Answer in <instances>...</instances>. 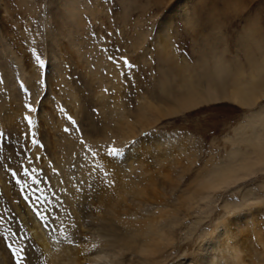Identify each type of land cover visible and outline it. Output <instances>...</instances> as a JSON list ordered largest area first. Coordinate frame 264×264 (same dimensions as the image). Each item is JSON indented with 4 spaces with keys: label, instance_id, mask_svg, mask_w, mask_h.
Listing matches in <instances>:
<instances>
[{
    "label": "rangeland",
    "instance_id": "374dc122",
    "mask_svg": "<svg viewBox=\"0 0 264 264\" xmlns=\"http://www.w3.org/2000/svg\"><path fill=\"white\" fill-rule=\"evenodd\" d=\"M73 11L76 19L71 14ZM185 50L186 55H182ZM36 55L43 60V67L36 61ZM110 56L114 59L110 60ZM124 59L133 67L126 68ZM220 59L232 75H237H233V81L244 87L257 86L259 97L251 106L224 100L184 110L177 115L157 112L158 106L170 110L169 102L158 100L167 77L171 75L169 78L174 80V85L179 86L176 90H180L193 79L192 74L205 71V75H214L213 65ZM3 65L16 82L13 84L15 95L11 97L5 96L8 91L2 86L6 84ZM21 83L27 92L20 88ZM26 103H32L38 111L27 113ZM262 104L264 0H0V108L5 119L8 113L15 117L9 121L10 126L0 125V132L5 133V137L0 138V154L8 158L13 146L19 152L20 145H26L30 147L26 153L28 157L36 153L41 158L29 164L24 154L17 157L23 161V167L37 168L30 177H25L23 171L18 172L15 178L10 175L16 170V160H11L13 167L5 165L11 192L5 191L4 186L3 189L0 187V199L9 205V208L0 206V237H6L7 243L21 249L22 241H18L16 233L13 234L15 240H9L11 229L5 225V220L10 217L5 213H17L15 205L22 209L30 207L28 211L37 226L45 231L37 213L48 218L44 210L50 209L48 199L53 191L57 195L58 188L52 179L55 170L51 171L50 166L57 168L61 165V155L66 153L67 143L73 144L74 155L89 148L87 146H94L92 153H97L98 159L93 157L100 170L91 171L95 180L90 176V181L104 180L103 183L109 184L111 178L108 177L107 166L116 168V162H123L122 166L128 168L131 164L134 169L129 170L127 179L122 182L133 178L139 184L155 181L157 184L159 181V186L169 187L168 201L170 209H174L188 188H194L196 180L204 177L205 172L223 158L222 154L233 150L235 133ZM15 105L20 106L17 115L11 110L16 108ZM108 105L119 109L116 118L107 111ZM25 115H31V132L36 133L35 138L42 147L32 146L29 141L21 139L20 134L28 131L23 119ZM69 115L80 131L73 130L67 120ZM123 116L138 125L137 133L128 139L117 138L112 132L117 128L113 122H120ZM65 127L70 129L69 133L63 131ZM8 131H11V136L7 135ZM110 147L120 151L113 160L108 156ZM126 155L131 159L126 160ZM104 159H109L110 163L106 164ZM69 166L76 167V162L72 160ZM96 173H101V177ZM33 177L40 183H35ZM78 177L77 173L72 179ZM250 182L251 178L244 181ZM26 183L28 188L24 186ZM170 184L178 187L171 188ZM256 192H264V183L244 196L243 202H247L237 212L241 213L242 226L247 229L243 234L246 237L252 234V241L257 240L255 236L263 235L264 241V199L257 198L254 202L249 199ZM235 195L243 197V188ZM151 197L152 201H146L143 207L145 215L157 212L160 206L157 199ZM213 206L219 209V204ZM205 214L197 209L182 218L184 225L173 248H181L182 251L178 257L169 256L160 264L189 261L188 257L195 253L201 241V233L222 218H218V211H212L211 218ZM200 217L202 226L191 232L190 226ZM256 218H259L256 220L259 227L253 225ZM33 233H29L30 238ZM54 236L60 244V235ZM0 252L4 253V259L10 257L11 264H15L3 240H0ZM111 255L112 252H108L107 258L101 262L94 258L95 261L87 259L83 264H111ZM135 257L133 255L129 259Z\"/></svg>",
    "mask_w": 264,
    "mask_h": 264
},
{
    "label": "bare ground",
    "instance_id": "6f19581e",
    "mask_svg": "<svg viewBox=\"0 0 264 264\" xmlns=\"http://www.w3.org/2000/svg\"><path fill=\"white\" fill-rule=\"evenodd\" d=\"M71 14L75 19L77 18L75 11ZM74 22L76 21L74 20ZM66 26L69 27L71 25ZM213 68L215 78L213 74L205 75V71L204 73L200 71L201 74L194 72L195 74H192L194 77H191L193 79L191 80L189 78L191 81L188 82L184 88L181 87L180 90H176V87L178 88L179 86H175L176 84L174 85V80L169 78L171 75L167 77V81H165L166 83L163 85V94L158 100L165 103L169 102L170 110H163L158 106V108H156L157 112L163 115L176 114L184 112V110L196 109L204 105L224 100H231L242 106L249 107L253 104L254 100L259 97L257 86L244 87L238 84L237 81H233V75L235 74H231L230 70L221 59L217 60ZM2 69L4 70L6 84H1L4 86L3 89L8 91L7 93L5 91V96L11 97L15 95L16 91V88L14 89L13 87L15 82L13 81L14 76L5 66ZM35 77L37 79L38 76ZM31 82L33 81L31 80ZM173 90L175 91L174 93ZM11 103L13 104V101ZM109 105L106 107L107 111L112 113V117L116 118L119 109L116 108L117 106L115 105ZM15 107L16 108H12L11 110H14V113L17 115L20 106L17 107L15 105ZM1 110L2 108H0V125L5 126L6 124L10 126L11 124L9 121L15 119V117L8 113L5 119ZM252 120L253 117L249 121ZM113 123L117 126V128L115 127V131H112L113 134L115 133V137L118 136L123 139H128L137 133L138 125L128 120L126 116H123L120 122ZM119 133L122 134L119 135ZM114 135H112V137ZM102 140L104 139L102 138ZM95 144L97 145L98 143ZM91 146H87L89 148L83 150L78 155H74L72 154L74 150L73 144L67 143L64 148L66 153L61 155V165L57 168L50 166L51 171L55 170L52 179L58 186V197L55 195V191H53V193L51 192L50 198L52 199L50 200L49 198V202H47V206L50 209L44 210L49 219L52 218L56 221V223L51 225L53 229H56L51 236L44 230L42 231L40 225L37 226L35 220L31 216L32 214L28 211L30 207L27 209L23 205L25 208L22 209L18 205H15L17 213L15 211L5 213L10 216L8 220H5V225L7 227L9 226L11 229V238L9 240L14 241L13 234L16 233L18 241H22L23 243L21 244L22 246L27 248V245L31 244L35 256L38 257V259L34 261V264H83L87 259L95 261L94 258H97V256L93 255V252L96 246H102L103 248V251L99 253L100 255L107 256L108 252H112L111 264H133L134 262L136 264H160L168 259L169 252L165 255L166 252L173 249L175 243L178 241V232L184 222L182 218L189 216L191 212L194 213L197 209L201 210V212H205V217L211 218L210 215L213 210L210 205H212V201L209 199L208 194L200 187L203 177L196 180L195 187L188 188L187 194H184L178 199L179 202L175 204L176 207L174 208L172 206L174 209H170L171 203L168 201L170 195L168 194L169 192H167L169 187H166L165 183H163L165 187L159 186V181L157 184H155L156 181L150 184L147 182V184H139V182H136V179L133 180L134 178L128 182H122V180L127 177L128 172L134 169L131 164L128 165L129 169L127 166H122L123 162H116L115 164L118 166L116 168L112 165L110 167L107 166L110 172L108 177L112 179H110L111 183L107 182L109 184L103 183L105 182L104 180L103 182L90 181V176L93 174L91 171H93V169H99L92 155V152L95 150L94 146ZM6 156L0 154V162H5L4 167L0 168V187L2 186L3 189L4 186L5 191L11 192L10 182L8 183L9 180H7L9 173H6L5 165L10 167L14 165V163L8 160ZM33 156H37V154L33 153ZM129 158L126 155L125 159L127 160ZM72 160L76 162V167L74 168L69 166ZM109 161V159L106 161L104 159L106 164H109ZM99 162L102 161L100 160ZM77 173L80 178L78 177L76 180L72 179ZM97 174L99 175V173H96V175ZM2 175L3 177L1 178ZM100 175L102 174L100 173ZM92 177L93 176H91V178ZM99 179L101 178H98V180ZM24 186L28 188V183ZM170 186L171 188H175L177 185L170 184ZM48 187L49 186H47V188ZM21 188L23 190V187ZM151 196L154 197V200L157 199L156 201H158L157 203L160 206L157 212L145 215L143 207L146 201L150 200ZM61 197L63 198L61 199ZM244 198L243 195V199ZM9 199L10 198L7 200ZM150 201H152V199ZM156 201L154 202L156 203ZM246 202L245 200L241 204L224 205V207L232 209V214L223 216L217 221V224H214L201 233V241L195 253L188 257L190 264H264L263 235L260 237L259 235H254L257 240L252 241V234H248L250 237H246L247 235L243 234L247 229L242 226L243 219L240 218L241 213L238 214L237 211H239V208L244 206ZM57 205L60 207L58 208ZM0 206L4 208L9 205L7 206L6 201L0 199ZM57 213H59V215H57ZM25 214L30 216H25ZM53 214L54 216H52ZM258 219L259 218H256L254 220V226L259 227V223L257 224L256 221ZM201 220V217L195 220L190 228L188 227L189 230L195 232V230L199 228V225H201ZM163 225L178 226L175 228L174 234L169 235L168 233H164V235L161 236L160 229ZM17 229H19L18 234ZM25 229L28 234L25 232ZM31 231H34L31 237L32 239L29 237ZM58 234L60 235V237H58L61 242L60 244L58 243L59 241L56 242L54 240H58L54 236H58ZM69 240H74L79 247H70L68 243ZM203 241L205 243H202ZM256 243H258V246H256ZM259 244L262 248H259ZM144 253H147V255ZM133 255L137 257L129 259V257ZM3 256L4 253L1 254L0 252V264H11V260H9L10 257L4 259Z\"/></svg>",
    "mask_w": 264,
    "mask_h": 264
},
{
    "label": "snow or ice",
    "instance_id": "6c2138e0",
    "mask_svg": "<svg viewBox=\"0 0 264 264\" xmlns=\"http://www.w3.org/2000/svg\"><path fill=\"white\" fill-rule=\"evenodd\" d=\"M177 47H179L177 45ZM182 55H186L185 52ZM191 59L190 57H188ZM36 61L39 62L40 66L43 67V60L39 55L35 56ZM109 59H114L109 57ZM123 64L126 68H132L133 65L127 60H123ZM20 88L25 92L28 91L23 85L20 84ZM27 113H36L38 109L33 106L32 103H26L24 105ZM63 111V109H60ZM253 120L246 122L241 128L237 130L234 135L235 147L229 153H224L223 158L218 160L213 167H211L207 172H205L204 177L201 179L200 187L206 192L209 196V199L212 201V210L218 211V218L223 216H229L232 214V209L224 207L226 204H241L243 203V197L235 195L241 191L243 188L244 196H248L253 189H257L261 183H264V179H257V177H264V104L257 108L253 113H251ZM23 119L26 121L28 131L22 132L21 139L29 141L32 146H41L39 141L35 138L36 133L31 132L33 125V120L31 115H25ZM67 120L73 126V130L80 131L79 127H76V121L72 116H67ZM65 133H69L70 129L65 127L63 129ZM8 136H11V131H8ZM5 133L0 132V138H4ZM259 138V139H258ZM19 144V141H17ZM81 145L84 144V141H80ZM27 151H30V147L26 145H20L19 152L16 150V147L13 146L12 154L7 158L8 160H16L17 167L15 171H11V176L15 178L17 173L23 171L25 177L33 176L37 172L36 167L26 168L23 167V161L18 160L17 157L21 154H24L29 164H32L34 160L41 159L38 156L28 157L26 155ZM93 156L97 153H92ZM120 155V151L116 147H110L108 150V156L116 157ZM5 162H0V168L4 167ZM107 175V173H105ZM34 178V177H33ZM251 178L250 183H244L245 180ZM34 182L39 184L40 181L34 178ZM19 183V181H17ZM114 183V182H113ZM229 189L225 192V189ZM264 199V192L253 193L249 199L253 202L257 199ZM39 199V197H38ZM219 204V209L213 205ZM42 220V227L45 231L51 236V234L56 231L51 227L52 224L56 223L55 220H51L47 217H44L42 214L37 213ZM59 215V213H57ZM50 216V214H49ZM178 225H163L160 229L161 236L164 233L169 235L174 234V230ZM19 229H17V234ZM86 239V237H85ZM0 240H3L6 244V247L10 250L11 256L15 258V264H34V261L38 259L35 256L34 249L31 244L27 245L26 249H19L14 247L11 243H7L6 237H0ZM70 247L78 248L79 245L74 240L68 241ZM103 251L102 246H96L93 255L97 256V259L100 261L105 260L107 257L100 255ZM182 251L181 248L173 249L168 253V256L180 255ZM147 255V253H144ZM174 264H181L179 261H174ZM182 264H190V261H184Z\"/></svg>",
    "mask_w": 264,
    "mask_h": 264
}]
</instances>
